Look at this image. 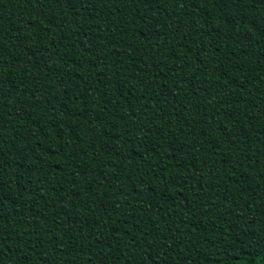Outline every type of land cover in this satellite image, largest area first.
Listing matches in <instances>:
<instances>
[{
    "label": "trees",
    "instance_id": "obj_1",
    "mask_svg": "<svg viewBox=\"0 0 264 264\" xmlns=\"http://www.w3.org/2000/svg\"><path fill=\"white\" fill-rule=\"evenodd\" d=\"M0 264H264V0H0Z\"/></svg>",
    "mask_w": 264,
    "mask_h": 264
}]
</instances>
